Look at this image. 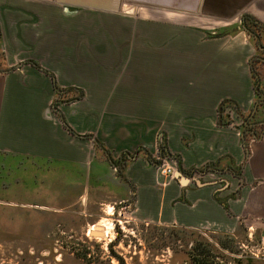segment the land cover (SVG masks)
<instances>
[{
    "label": "crops",
    "instance_id": "obj_1",
    "mask_svg": "<svg viewBox=\"0 0 264 264\" xmlns=\"http://www.w3.org/2000/svg\"><path fill=\"white\" fill-rule=\"evenodd\" d=\"M245 13L264 24V0H0L4 203L134 195L142 215L220 231L264 216V127L241 138L264 124ZM163 134L182 180L146 157Z\"/></svg>",
    "mask_w": 264,
    "mask_h": 264
},
{
    "label": "rangeland",
    "instance_id": "obj_2",
    "mask_svg": "<svg viewBox=\"0 0 264 264\" xmlns=\"http://www.w3.org/2000/svg\"><path fill=\"white\" fill-rule=\"evenodd\" d=\"M126 9L136 8L128 6ZM244 30L256 49L252 66L257 72L255 83L261 87L264 27L251 26ZM261 99L264 101V97ZM230 108L235 109L233 105ZM263 127L264 124L256 126L254 133L247 134L248 142L261 140ZM160 139L167 143L164 134L159 136V144ZM150 154L159 159V145L157 153ZM165 160L161 167L170 168L168 174L174 177V172L180 171L177 163ZM117 168L119 173L118 165ZM1 197L0 194V264H190L189 251L197 242L206 241L214 245L218 263L227 259L226 264H234L230 260L235 256L220 243H232L245 255L254 254L257 258L264 255V216L261 215H248V221L243 220L230 239L224 234L234 230L190 229L142 215L137 210L134 195L99 205L97 196L90 194L59 213L5 204ZM32 199L34 195H22L15 200Z\"/></svg>",
    "mask_w": 264,
    "mask_h": 264
},
{
    "label": "trees",
    "instance_id": "obj_3",
    "mask_svg": "<svg viewBox=\"0 0 264 264\" xmlns=\"http://www.w3.org/2000/svg\"><path fill=\"white\" fill-rule=\"evenodd\" d=\"M251 26H256V27L262 28V27H264V24L251 14H248V13L243 14L241 17V27L244 29L245 28L250 29ZM33 64H35L37 67H39V65L37 63L33 62ZM252 72H253V78L255 80L257 72L255 70V67H253V66H252ZM59 90H61V89H59ZM255 91H256L257 96L260 97V92H259L260 89H259L257 83H255ZM80 97H81V94H78L72 98H70V97L66 98V99L59 98L56 100L57 102H55L54 108L56 109V104L58 103V101L59 102L63 101V100L64 101H72V100H76ZM227 104H229V105L231 104L235 107L237 106L236 103H234L230 100H225L222 102L220 109H223L224 106H226ZM65 124L68 127L66 122H65ZM255 124L256 123L252 124V122L249 121L241 133L242 143H243V146H244L246 151H248L247 134L254 133V130H255L254 128L256 127ZM71 131H73V130L71 129ZM146 157L151 163H153L156 166H160L162 164V159L165 157L174 158L178 163V168L181 170V167H182L181 156L179 154L172 153L168 149L165 140H162L161 143L159 144V157H160L159 159H156L150 153H147ZM206 167H208V165H205L204 168H206ZM236 233H237V230L234 231L233 233H230V234L228 233V234H224V235H226L230 239H233L234 235ZM262 238L263 237H261L259 241H261ZM220 244H221L220 245L221 247L229 250L232 254H235V256L231 258V260L229 259L234 264H264V255L257 258V257H255L254 254H249V255L242 254L241 250L236 249L232 243H228V244L227 243H220ZM214 250H215L214 245L212 243H209L208 241H206L204 243L197 242L192 247V250L189 251V254H188L189 259H190V264H226L227 259L226 260L223 259V260L219 261L220 263H218V261H217L218 255L215 253Z\"/></svg>",
    "mask_w": 264,
    "mask_h": 264
},
{
    "label": "built area",
    "instance_id": "obj_4",
    "mask_svg": "<svg viewBox=\"0 0 264 264\" xmlns=\"http://www.w3.org/2000/svg\"><path fill=\"white\" fill-rule=\"evenodd\" d=\"M163 139H160V142L162 141ZM165 159H170V160H172V161H175L176 163H177V161L174 159V158H168V157H165V158H163L162 159V164L160 165V166H158V167H161V166H163V164L165 163ZM177 167H178V163H177ZM113 170L115 171V172H117L118 171V168H117V166H113ZM171 171V169L170 168H165L164 169V172L165 173H169ZM177 171V170H176ZM175 173V172H174ZM174 175V174H173Z\"/></svg>",
    "mask_w": 264,
    "mask_h": 264
},
{
    "label": "water",
    "instance_id": "obj_5",
    "mask_svg": "<svg viewBox=\"0 0 264 264\" xmlns=\"http://www.w3.org/2000/svg\"><path fill=\"white\" fill-rule=\"evenodd\" d=\"M174 177L182 180V178H181V172L179 170L175 171Z\"/></svg>",
    "mask_w": 264,
    "mask_h": 264
},
{
    "label": "flooded vegetation",
    "instance_id": "obj_6",
    "mask_svg": "<svg viewBox=\"0 0 264 264\" xmlns=\"http://www.w3.org/2000/svg\"><path fill=\"white\" fill-rule=\"evenodd\" d=\"M260 86H261V85H260ZM259 89H260L259 92L262 93V92H263L262 87H259ZM262 96H263V95H262ZM262 96L260 95V97H262ZM262 103H263V102H260V101H259V102H258V105H260V104H262Z\"/></svg>",
    "mask_w": 264,
    "mask_h": 264
}]
</instances>
